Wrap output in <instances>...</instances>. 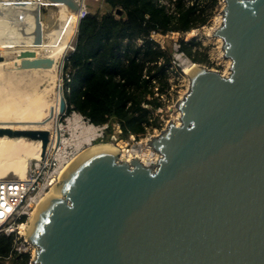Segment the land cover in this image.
<instances>
[{"label":"water","instance_id":"1","mask_svg":"<svg viewBox=\"0 0 264 264\" xmlns=\"http://www.w3.org/2000/svg\"><path fill=\"white\" fill-rule=\"evenodd\" d=\"M222 11L228 76L190 70L180 125L149 141L156 166L103 149L68 164L25 235L33 264H264V0ZM0 135L40 138L46 154L47 132Z\"/></svg>","mask_w":264,"mask_h":264},{"label":"trees","instance_id":"2","mask_svg":"<svg viewBox=\"0 0 264 264\" xmlns=\"http://www.w3.org/2000/svg\"><path fill=\"white\" fill-rule=\"evenodd\" d=\"M164 1V2H163ZM101 0L79 24L76 50L66 61L71 81H65L67 113L73 109L96 125L108 123L106 141L145 137L161 129L164 96L171 87L173 50L163 48L154 34H187L210 24L220 0ZM121 8L125 18L115 15ZM180 52L194 62L201 41L179 40ZM73 108V109H72ZM15 235H0V264H29L31 253H18Z\"/></svg>","mask_w":264,"mask_h":264},{"label":"bare ground","instance_id":"3","mask_svg":"<svg viewBox=\"0 0 264 264\" xmlns=\"http://www.w3.org/2000/svg\"><path fill=\"white\" fill-rule=\"evenodd\" d=\"M69 2L70 0H0V81L8 89V93L0 98L1 128L47 132L49 140L52 134L53 137L56 135L59 128L57 119L61 89L56 68L69 47L66 39V33L70 29L68 27L71 22L77 21L78 15L76 2L67 4ZM195 67V64L188 65L185 71L189 74ZM10 72L21 77V81L15 83ZM227 72L229 74L230 70ZM180 123L181 119H178L177 125ZM72 127H75L72 130L74 136L68 142L77 148H80L83 141L90 142L97 135L96 129L84 127L80 115L75 116ZM77 130L85 132L86 137L81 139ZM95 149L121 153L126 160L136 156L145 164L156 162L160 156L148 146L145 149H128L121 144L116 146L100 143L86 149L77 158ZM147 149L149 153L146 152ZM42 154L40 138H10L0 135V177L9 174L25 177L30 162L41 160ZM144 158L149 159V162ZM58 189L59 186L56 185L39 203L27 223L21 227L23 234H29V227L37 216L39 207L58 196ZM34 252L36 253V248Z\"/></svg>","mask_w":264,"mask_h":264},{"label":"built area","instance_id":"4","mask_svg":"<svg viewBox=\"0 0 264 264\" xmlns=\"http://www.w3.org/2000/svg\"><path fill=\"white\" fill-rule=\"evenodd\" d=\"M75 2L78 5L77 24L74 32L76 35L80 22L86 16H88L90 10L86 0H76ZM76 43L72 47L71 41V53L76 50ZM176 51L179 52V47ZM68 58L65 57V62L62 60L60 65L61 72L63 70L64 84L65 81H71V75L65 69ZM67 108L63 115L66 114ZM77 115L81 116L84 127H92L97 130V135L95 138H92L90 142L83 141L80 148H77L75 145H69L68 142L72 140L74 136L72 130H74L75 127L72 126L74 118ZM61 116H59L57 119L59 126L58 131L54 137L53 134L51 135L45 156L41 160L30 162L25 177L21 178L16 174H9L7 176L0 177V235H15L14 248L18 253H31L35 248L26 239L25 234L21 232V227L25 222L27 223L28 219L30 218L33 211H35V209L38 207L39 203L42 202V200L50 193V191L59 183L60 176L66 169L67 165L75 160L83 151L99 143L98 141L104 142L103 139H105L108 134V123L96 125L91 122L89 118L82 115L81 113H78L74 109L65 119L66 126L60 121ZM115 129L121 133L119 126L117 127L115 125ZM78 132L81 139H84L87 135L85 132ZM115 134L116 133L113 134L111 139H117ZM130 137L132 139L137 138L135 135H131ZM150 139L148 141H150ZM147 146L151 148L149 144ZM133 158H136V156L131 157L127 161H131ZM158 158L156 162H151L149 164L143 163L146 166H156ZM139 160L141 161L140 158ZM29 264H33V259L30 260Z\"/></svg>","mask_w":264,"mask_h":264},{"label":"rangeland","instance_id":"5","mask_svg":"<svg viewBox=\"0 0 264 264\" xmlns=\"http://www.w3.org/2000/svg\"><path fill=\"white\" fill-rule=\"evenodd\" d=\"M163 1V0H162ZM101 0H87L88 8L91 11H95V8L100 6ZM164 2V1H163ZM224 7V0H220L217 8H216V16L212 19L210 24L203 26L199 29H195L187 34H181V33H171L168 35H160V34H154L153 38L157 40L163 48L170 47L173 50V56H174V64L176 66V69L172 70L171 77H170V90L167 96H164V100L166 101V106L162 110L161 120L163 122V127L161 129H154L149 131L146 137H140L132 139L129 137L127 140H122L118 138L119 131L115 129V136L117 137L116 140L109 139L108 142H101L95 144L98 145L100 143H108L112 145L119 146L124 145V147H128L129 149H145L147 145L149 144V139L151 136H157L161 133L162 130H166L168 126L171 123L177 124L178 119H180V111L178 109L180 101L184 98V96L187 94L190 86V79L189 74L186 72V68L188 65L195 64L196 66H201L210 70L217 71L221 73L222 75L228 76V72L230 70L231 64H229L228 58H225L223 45V40L219 37L213 38V33L219 28L222 24V17H223V9ZM221 19V20H220ZM77 22V21H76ZM75 21L71 22L70 28L66 33V39L69 42V47L64 53V56L62 57L61 61H64L65 57H69L71 54V41H72V47L75 45L77 40V34L75 35V29H76V23ZM74 34V35H73ZM73 36V38H72ZM75 36V37H74ZM185 38V41H189L193 38H196L197 40L201 41L202 47L199 49L201 54L200 57L204 58L206 56L207 61L203 62H194L190 57H188L183 52H177V48L180 49L179 40L181 38ZM73 39V40H72ZM221 39V40H220ZM182 54V55H181ZM191 60V61H190ZM61 61L58 62L57 68H56V74L58 73V78L61 79V82L59 81V84H61V88L64 92V80H63V70L61 72L60 65ZM65 62V61H64ZM64 64V63H63ZM11 73V72H10ZM61 73V75H60ZM11 77L15 83H19L21 81V77L15 76L11 73ZM7 86L0 81V98L4 95H6L7 92ZM53 99V96H52ZM70 113H67L65 115H62L60 118V121L63 122V124L66 126V118L69 116ZM57 119V118H56ZM118 127V125H116ZM131 136V135H130ZM106 141V139H103ZM147 153H149L148 149L146 150ZM119 160H125L122 157V154H118ZM147 162H149L147 158H144ZM34 249L31 252V259L34 258Z\"/></svg>","mask_w":264,"mask_h":264}]
</instances>
